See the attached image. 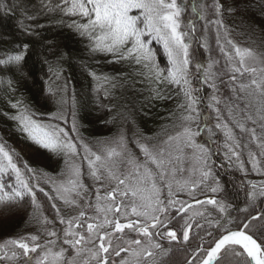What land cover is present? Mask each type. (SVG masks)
Segmentation results:
<instances>
[{
	"label": "trees",
	"instance_id": "16d2710c",
	"mask_svg": "<svg viewBox=\"0 0 264 264\" xmlns=\"http://www.w3.org/2000/svg\"><path fill=\"white\" fill-rule=\"evenodd\" d=\"M177 2L184 9L179 18L180 30L189 33L190 53L205 67L210 60L213 61V71L219 74L214 81L201 83L195 67L191 68V87L199 89L195 94L200 100L198 124L193 123L191 127L195 131L198 126L200 143L209 150L208 165L212 173L209 183L202 185L198 191L196 200L211 197L213 180L220 189L212 199L228 205V210L227 213H220L218 205L203 203V213L194 219L184 249L176 252L179 246L176 242L161 246V250L169 248L167 256L163 253L160 258L168 257L167 264H187L198 246H208L211 240L208 234L220 230L218 221L224 223L225 216L232 221L229 226L234 228L246 214L238 211V208H244L248 203L246 193L252 190L253 184L257 189L264 186V154H261L262 150L256 142L250 141L249 133H241L236 126L239 121L249 129L255 127L260 136L259 123L253 125L243 118L242 113L255 117L257 108L264 102L255 95H248L247 91H240V84H247L253 78L250 72H244L243 76L239 72L234 73V81L230 78L233 75L232 69L239 67V58L236 57L233 45L264 57V0ZM216 2L223 6L219 15L210 7ZM58 4L60 0H0V58L14 54L17 46L22 48L23 43L30 45L25 61L20 65H0V144L20 158L21 168L27 162L35 170L36 180L32 183L38 181L44 192L52 197L56 196L50 182L62 176L64 155H54L39 148L18 130L17 122L11 119L17 114V109L11 107L17 100L22 99L34 112L42 114L40 119L55 123L66 131L73 125L74 106L80 137L90 144L106 142L122 128L131 141L137 139L155 143L181 129V118L188 114L179 107L186 103L183 94L164 79L168 60L158 40L149 36L142 37L155 53V63L163 72L159 78L155 71L150 72L142 65H136L134 60H118L112 54L90 51L89 39L81 37L69 27L73 20L86 23L87 19L64 15ZM194 4L197 5V12L192 11ZM202 6L209 7L205 9ZM201 11L203 19L198 15ZM130 14L137 15L138 10ZM215 20L221 21L223 26L218 28L212 23ZM21 24L24 28H21ZM27 28L31 29V35L25 31ZM218 34L220 43L233 57L232 60L221 53L217 45ZM228 40L232 41V45L227 43ZM202 44L206 47H202ZM48 89L54 95L47 94ZM46 94L47 98L44 99ZM229 108L232 109L231 114ZM213 109H219V112ZM52 114L66 117V122L63 118L49 121ZM218 123L220 128L216 127ZM225 124L233 129L240 143L247 144L246 148H235L239 153L238 158L231 156L225 146L231 143L224 136ZM18 149H24L28 155L23 156ZM249 152L256 157L255 161L250 159ZM253 163L256 164L255 169ZM30 175L26 174V178ZM2 182L14 183V176L9 181L5 175ZM44 192L37 193L38 209L33 208L30 197L19 203H0V238H17L33 231L45 239L43 231L51 228L62 237L66 224H60L52 204L57 205L65 219L71 214L69 206L63 205L58 199L50 200ZM260 209H264V197H257L249 211L257 215ZM43 214L45 218L42 219ZM184 220V217H176L173 227L178 228L180 225L182 228ZM252 223L257 225L254 232L259 234L260 222ZM55 246L68 249L65 259L72 255L71 258L75 257L77 264H83L81 256L79 258L72 254V249L63 245L62 240ZM240 251L243 252L242 249ZM225 259L247 258L245 254L243 257H232L229 254ZM119 260L114 261L118 264Z\"/></svg>",
	"mask_w": 264,
	"mask_h": 264
},
{
	"label": "snow or ice",
	"instance_id": "6c2138e0",
	"mask_svg": "<svg viewBox=\"0 0 264 264\" xmlns=\"http://www.w3.org/2000/svg\"><path fill=\"white\" fill-rule=\"evenodd\" d=\"M57 6L66 16H79L87 19L86 23L73 20L69 27L73 28L81 37L86 36L89 39L90 51L112 54L118 60H134L136 65H142L150 72L155 71L157 78L162 76L163 72L158 69L155 63V53L142 37H154L161 43L168 60V67L164 70L166 71L164 79L169 84L175 85L183 94L186 103L179 105V107L188 113L181 118L180 126L183 131L177 133L176 137L169 136L164 143L168 144L174 139H182L186 147L198 150L194 153L193 159L198 165L203 166L201 173L206 179L211 174L208 168L209 150L195 141V137L199 135L198 126L195 131L191 127L193 123L198 124L200 116L198 108L200 100L195 94L198 93L199 89L191 87V68L195 67L196 74L201 77V83L214 81L219 74L213 71V61L210 60L205 67L190 53L189 33L180 30L179 18L184 9L177 0H60V4ZM202 7L206 9L209 6ZM210 7L219 15L223 6L216 2ZM133 10H138V14L131 15ZM192 11L197 12V5L192 6ZM198 15L200 19L204 18L203 11ZM212 23H215L218 28L223 26L219 20L212 21ZM21 28H24L23 24H21ZM25 31L29 35L32 34L30 28L25 29ZM227 43L232 45L231 40H228ZM217 45L224 56L228 57L229 60L233 59L220 43L219 34L217 35ZM201 46L206 47L203 44ZM29 47L28 43H23L22 48L17 46L14 54L0 58V65H20L21 62L25 61ZM233 47L236 57L239 58V67L232 69L233 75L230 78L233 81L236 80L234 73L237 72L241 76L244 75V72L255 73L256 69L244 67V58L251 55L250 51L241 50L234 45ZM241 69L244 71L242 72ZM49 70H52L51 66ZM56 76L59 78L58 72ZM105 79L108 78L105 77ZM212 86L215 87L214 84ZM239 88L241 92L247 91L248 95H255L264 102V75L258 79L254 75L249 83H242ZM47 94L54 95V92L48 89ZM47 94L44 99L47 98ZM105 95L107 96V93ZM62 102L63 100H61ZM216 103L219 104L220 101L217 100ZM11 107L17 109V114L11 119L17 122L18 130L29 141L54 155H64L65 168L62 169L61 175L65 176L66 180L60 181L58 185L53 182V190L57 192L58 198L62 199L65 205L73 208L79 207L77 198L83 199V196L87 195V190L81 191L85 188L79 179L82 176L81 168L71 163L74 157L79 156L81 148L85 149V156L81 158V161L87 160L88 174L95 181L102 179L98 162L103 159L113 160L115 164L114 158L119 157L121 163L128 165L129 171L118 177L109 169L108 176L110 179H116L117 187L105 192L103 197L100 194V189H96V201L98 203L95 205V211L96 213H104L105 218L103 220H100L99 216L87 215L84 210H81L77 216L65 219L61 216L60 209L53 203L52 207L56 209L60 224H66L62 230V237L55 230L49 231L48 236L55 239L48 240L43 247L35 243L36 236L9 240L5 245H0V251L3 252L0 255V261L23 257V264H33V260H35V264H77L75 257L65 259V252L68 249L60 247L59 251H53L57 242L62 240V244L68 245L75 252L76 257L85 251V245H92L87 251L95 260V264H117L116 261L110 259L111 256L120 257L121 252L125 251L134 259L135 264H158L152 249H160L161 245L153 242L154 235H158L161 239L167 237L170 241H178L179 230L169 229L168 224L177 216L183 219L180 214L186 213L187 208L191 207V205H185L173 199L172 185L167 182V164L169 161L166 159V149L161 147L152 150L146 144L136 141L140 154L144 157L141 160L139 156L128 149L124 136L121 134L114 141L115 147L108 148L106 157H102L91 153L84 144L83 138L80 137L74 106L72 132L76 134L75 140L65 128L40 119L39 116L42 114L34 112L22 99L17 100ZM213 110L219 112V109ZM231 112L232 109L229 108V113L231 114ZM242 115L253 125L259 123L260 136L257 135L255 127L249 129L245 123L239 121L236 126L241 133H249L250 141L256 142L257 147L262 150L261 154H264V103H261L260 107L257 108L255 117L243 113ZM61 118L66 122V117H62L60 114L50 115L49 121ZM217 118L219 119V116ZM216 127L220 128L221 125L218 123ZM223 128L226 140L231 142L225 145L227 151L231 156L238 158L239 153L235 151V148H246L247 144L240 143L234 135L233 129L227 124ZM249 157L252 161L256 159L251 152H249ZM19 163L20 158L6 150L3 144H0V203H19L26 197H30L33 208L38 209L40 206L37 201V193L44 192V189L39 186L38 181L32 183L33 180H36L35 170L27 162L23 163V168L19 166ZM253 168H256L255 163H253ZM26 174L31 175L26 178ZM5 175L8 176L9 181L14 176L15 182H2V177ZM165 186L168 188L166 199L162 198ZM178 186L183 189L186 187V183ZM212 191L216 192L217 189L212 188ZM44 195L48 196L50 200L57 198L52 197L48 192H44ZM191 195L195 196V192H192ZM117 196L122 197L119 203L116 202ZM129 196L132 197L131 200H128ZM246 196L247 205L244 208H238L239 212L246 213L240 219V223L236 224L234 228L230 227L232 221L228 219V216H225L224 223L218 221L220 230L215 234H208L211 237L208 246L206 248L202 245L198 246L188 264H196L198 257L200 264H264V209H260L257 215H253L249 211V208L254 206L257 197H264V186L257 189V186L253 184L252 190L248 191ZM101 199L109 202L107 207L99 203ZM126 200L127 203H125ZM197 203L202 202L197 201ZM206 203L218 205L220 213H227L228 205L224 203H218L215 199H208ZM178 204L179 207H177ZM87 205L89 208L93 207L91 200L87 201ZM170 208L175 210V216H168ZM108 213H113L111 219L108 218ZM228 215L230 216V213ZM130 216L136 217V219H130ZM121 219L126 222H121ZM252 221L260 222L261 231L259 234L254 232L257 225H254ZM45 222L47 223V220ZM177 223H179L178 220ZM85 224L87 235L81 231ZM190 228L191 224L187 221L182 226L184 242L189 241ZM125 229L137 234V238L127 240V248L119 243L123 236L116 235H127ZM29 239L31 243L28 242ZM133 245L135 247H132ZM9 246H12V249H9ZM38 248L41 249L42 254H37L35 257L31 255L37 253ZM5 249L9 250L5 251ZM13 249H20L22 252ZM241 249L243 252L240 251ZM222 252L224 255H221ZM229 254L232 257H243L246 254L247 259L226 260L225 257ZM118 264H130V261L121 258Z\"/></svg>",
	"mask_w": 264,
	"mask_h": 264
},
{
	"label": "rangeland",
	"instance_id": "374dc122",
	"mask_svg": "<svg viewBox=\"0 0 264 264\" xmlns=\"http://www.w3.org/2000/svg\"><path fill=\"white\" fill-rule=\"evenodd\" d=\"M241 50H244L245 48H240ZM248 50V49H247ZM250 51V50H249ZM250 56H246L244 58V67L246 69H256L255 73H251L253 76L255 75V77L258 79L261 75H264V57L260 54H255L254 52H251ZM183 129H179L176 132L169 134V136L172 137H176L177 133L182 132ZM68 132L70 133V135L72 136V138L75 140L76 139V134L72 132V126H69V130ZM124 136L125 142L127 143V147L130 151H132L135 155L139 156V158L141 160L144 159V157L140 154V149L139 147H137L136 141H138L139 143H143L146 144L150 149L152 150H156L158 148H164L166 149V159L169 161V163L167 164V171H168V183H171L172 185V193H173V199L178 200L182 203H184L185 205H192L193 202H195L194 200H196L197 196H198V191L201 190V186L202 185H207L210 181V174L206 179L202 176L201 173V168L203 167L202 165H198L197 162L193 159V155L194 153H196L198 150L190 148V147H186L183 143L182 139H174L173 141H171L168 144H165L164 141H167L168 137L163 138L162 140L155 142V143H146L143 141H139L137 139H132L129 140L128 137L126 136V131L122 128L120 130V132L113 137L112 139L100 143V144H90L87 143L86 141L83 140L84 144H86L87 149L90 150L91 153L97 154V155H101L102 157H106V151L108 148L110 147H115L114 141L120 136V135ZM195 141L197 144L202 145L198 138V135L195 137ZM204 146V145H203ZM207 149V148H206ZM23 156H27L28 154L26 153V151L24 149H18ZM85 156V149L81 148L79 156L78 157H74L71 161V163H74V165L76 167H80L81 171H82V176L79 178L82 183L84 184L85 188L81 189L82 192H84L85 190H87V195L83 196V199H78L79 201V207H69V210L71 212L70 215H68L66 217V219L73 217V216H77L79 214V212L81 210H84L87 215L89 216H99L100 220H103L105 218L104 213H96L95 211V205L98 203L96 201V189L99 188L100 189V194L103 197V194L107 191L112 190L113 188L117 187V181L116 179H110L108 176V171L109 169L115 174V176L120 177L122 173H127L129 171L128 165L126 163H121V158L117 157L114 158V160L116 161V163H113V160H108V159H103L102 161L98 162V166L100 168V172L102 174V179L100 181H95L93 180V178L90 177V175L88 174V162L87 160H83V162L81 161V158ZM208 157H209V153H208ZM154 167V166H153ZM208 168L210 169L211 172V168L208 165ZM62 180H66L65 176H59L57 177L55 180L50 182V187L53 190V182H55L57 185L59 184L60 181ZM203 181V182H201ZM194 182H195V186H194ZM186 183V187H184L183 189H181L178 185H183ZM212 188H216L217 191L213 192ZM219 189L220 186L215 183V181L212 180L211 182V194L210 196H215L219 193ZM54 191V190H53ZM192 192H195V196L191 195ZM55 196L57 197L56 199L60 200L63 205L64 201L62 199L58 198V194L56 191H54ZM167 194H168V188L165 186L163 189V196L162 198H167ZM122 199V197L117 196L116 198V202L119 203L120 200ZM132 197L129 196L128 200H131ZM91 200L93 207L89 208L87 205V201ZM128 201L126 200L125 203H127ZM139 202V201H137ZM102 206L107 207L109 202L105 201L103 199H101V201L99 202ZM197 204H195V206H192L190 208H187L186 213L185 214V221H187L190 224H193L194 219L196 216H201L202 215V211L204 209V207H196ZM201 206H203L204 204H200ZM67 206V205H66ZM177 207H179V204L177 205ZM123 211V209H122ZM129 212H130V208H129ZM108 218L111 219L113 216V213H108ZM175 214V210L174 209H169L168 212V216H174ZM45 218L44 214L42 219ZM130 219H136V217H131ZM121 222H126L123 219H121ZM84 229H86V224L84 226ZM55 230L53 228L51 229H46V231H43V235H45V239H43L40 235L38 236L37 232H33V231H29L24 233V235L20 236L19 238H0V245H5L7 241L9 240H16V239H20V238H30L32 236H36L37 240L35 243L39 244V245H43L47 243L48 240L50 239H55L52 237L48 236V232ZM83 230V229H82ZM81 230V231H82ZM56 231V230H55ZM125 233H127V235H123V234H116L117 236H123V238L119 241V243L124 246L125 248L128 247L127 245V240L129 239H135L137 238V235H133L135 237H128L129 233L127 231H125ZM85 235H87V232H84ZM144 239V238H141ZM29 243H31L30 239L28 241ZM153 242L155 243V241L153 240ZM115 243V241H114ZM145 243H147V241H145ZM86 249L91 248L92 245H85ZM132 247H135L134 245ZM9 249H12V246H9ZM9 249H5V251L9 250ZM17 252H22V250L20 249H13ZM60 247L58 246H54L53 247V251H59ZM153 250V249H152ZM127 252V251H126ZM161 252L157 251V254H160ZM3 252L0 251V255H2ZM37 254H42L41 253V249L38 248L37 249V253L35 254H31L34 257L37 256ZM89 252L87 251V256H88ZM128 255V259H130V261H132L133 263H135L134 259L132 257H130L129 253L127 252ZM89 257V256H88ZM91 257V256H90ZM70 259V258H68ZM144 259V258H142ZM7 262V263H6ZM85 260L83 261V264H85ZM0 264H23V257L16 259V258H12L9 260H4V261H0ZM33 264H35V260H33ZM196 264H200V258L198 257L196 259Z\"/></svg>",
	"mask_w": 264,
	"mask_h": 264
},
{
	"label": "flooded vegetation",
	"instance_id": "af4514ba",
	"mask_svg": "<svg viewBox=\"0 0 264 264\" xmlns=\"http://www.w3.org/2000/svg\"><path fill=\"white\" fill-rule=\"evenodd\" d=\"M173 224H174V222H170L169 224H168V228L169 229H171V230H179L178 231V237H179V240L178 241H176V243H178L179 244V246H178V248H177V251L176 252H180V251H182L183 249H184V241H183V231H182V229L180 228V225H178V228H175V227H173ZM177 225V224H176ZM171 227V228H170ZM125 231H127V232H130L128 229H125ZM154 232H155V230H154ZM131 234H136L135 232H130ZM158 240H160V241H162V242H167V241H164L166 238H163V239H161L158 235H154ZM168 241H170L169 239H168ZM164 245H166V244H164ZM179 250V251H178ZM123 256H127L128 257V255H127V252L125 251V252H121V258H123ZM119 259V257H115L114 255L113 256H111V260H115V259ZM168 258V257H167ZM167 258H164V259H162L159 263L160 264H167L166 263V260H167Z\"/></svg>",
	"mask_w": 264,
	"mask_h": 264
},
{
	"label": "water",
	"instance_id": "95a60500",
	"mask_svg": "<svg viewBox=\"0 0 264 264\" xmlns=\"http://www.w3.org/2000/svg\"><path fill=\"white\" fill-rule=\"evenodd\" d=\"M246 255V254H245ZM247 257V256H246Z\"/></svg>",
	"mask_w": 264,
	"mask_h": 264
}]
</instances>
